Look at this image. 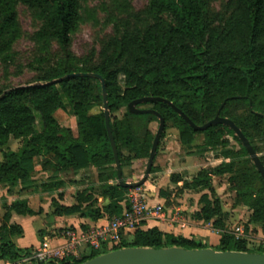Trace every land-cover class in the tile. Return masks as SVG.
Wrapping results in <instances>:
<instances>
[{"label": "trees", "instance_id": "16d2710c", "mask_svg": "<svg viewBox=\"0 0 264 264\" xmlns=\"http://www.w3.org/2000/svg\"><path fill=\"white\" fill-rule=\"evenodd\" d=\"M85 1L0 0V63L6 66L15 63V44L21 36L20 7H25L38 22L39 29L32 40L41 53L37 66H29L38 72L34 82L0 90L3 155L0 187L9 190L34 187L32 174L35 161L40 158L45 159L43 168L53 166L57 173L95 167L102 183L99 195L108 199L109 204L100 209L93 197L83 191L76 206L60 208L56 213H79L93 220L103 216L111 219L123 213L122 203L130 189L110 184L118 180V173L105 113L88 114L93 107H105L102 84L98 79L78 76L83 74L98 75L105 80L110 128L122 168L132 159L150 157L153 142L149 132L141 135L139 131L150 118L157 116L129 112L133 122L130 133L115 124L111 116L121 105L129 106L147 97L172 103L198 126L212 121L218 114L229 118L259 153L254 141L264 138V0H148L140 11H134L126 0H114L119 13L109 20L113 32L103 41L97 59L78 57L72 51L73 37L84 23ZM224 1V8L216 12L214 4ZM52 45L55 51L51 52ZM146 104L153 106L148 110L164 118L166 127L173 124L183 145H191L195 135L204 136V148L226 145L229 137L239 142L241 152H229L226 156L234 159L232 162L212 171H201L185 188L208 189L213 177L229 175L230 189L235 192L234 207L248 208L251 212L248 224L260 226L264 231V180L255 167L249 168L247 159L241 158L248 152L235 132L225 125L196 132L169 104ZM69 107L76 119L75 130L64 127L57 118L59 111L67 112ZM241 110H245L246 117L238 116ZM12 139L22 141L18 151L8 148ZM125 149L129 156L125 155ZM180 181L178 177L174 183ZM61 186L60 181L43 185L50 190ZM201 202L202 207L193 218L212 222L213 228L222 232L216 250L250 252L245 242L226 233L228 214L220 200L203 196ZM86 203L89 205L85 208ZM6 209V222L12 212L34 214L27 201H16ZM20 236L22 229L18 226L0 227V261L81 264L100 255L92 252L80 262L39 260L34 251L15 245L13 238ZM127 247L204 248L192 239L166 234L157 228L138 229L131 240L125 239L114 250Z\"/></svg>", "mask_w": 264, "mask_h": 264}, {"label": "rangeland", "instance_id": "374dc122", "mask_svg": "<svg viewBox=\"0 0 264 264\" xmlns=\"http://www.w3.org/2000/svg\"><path fill=\"white\" fill-rule=\"evenodd\" d=\"M134 11L142 10L148 0H126ZM115 3V4H114ZM114 0H86L83 4L82 16L84 23L81 24L78 32L73 37L72 51L78 57L93 56L97 59L104 45L103 41L111 36L113 32L112 23L109 20L117 15ZM225 6L224 2L214 4L213 9L217 12L221 11ZM19 25L21 28V36L15 44V63L4 65L0 63V90L10 87H23L36 79L38 72L32 70L29 66L36 65V61L40 53V47L32 40L39 25L32 14L25 8H19ZM51 50L55 51L54 45ZM51 59V58H49ZM150 104H143L140 109H152ZM104 112V108L93 107L88 114L99 115ZM129 107L121 105L118 112L112 114V121L120 125L126 133H130V124L132 119L128 117ZM245 110L238 112V116L246 117ZM57 118L64 127L76 129V119L71 115L70 107L68 111H59ZM159 119L150 118L148 122L140 127L139 133L144 135L147 131L149 137L154 142L155 136L159 130ZM228 144L219 145L212 148H204V136L195 135L191 145H183L180 140L179 131L174 128L172 123H168L165 132L162 135L158 147L157 156L148 180L140 187L130 189L129 193H139L147 198L164 200L166 211L174 207L178 208L181 217H190L193 215V208L202 207L203 196H208L210 200H220L222 208L228 214L227 227L232 228L236 224H245L246 230L249 231L250 210L246 207H234L235 192L230 189L229 175L213 177L211 186L208 189L189 190L185 188L186 183H191L193 179L201 171H212L224 163L232 162L231 158H227L229 152H241V145L233 137H229ZM254 144L259 149V157L264 162V138H257ZM22 146V141L11 140L8 148L12 151H18ZM124 153L129 156L125 149ZM243 159L249 161V168L253 170L255 167L249 155L243 156ZM3 155L0 150V161ZM149 158L143 160L132 159L123 167L124 181L130 184L139 183L145 176L147 171ZM44 162V161H43ZM42 165V161H38V166ZM256 168V167H255ZM50 170V169H49ZM47 173H51V171ZM257 170V169H256ZM181 179L179 183L175 180ZM46 175H42L38 182L47 181ZM112 184H118V180L112 181ZM99 192L100 190L97 189ZM211 223L205 225L211 226ZM253 234L259 235L263 233L260 226L254 225ZM262 231V232H261ZM246 248L251 253L264 254V249L256 243L245 242ZM217 249V248H216ZM105 251H99L103 254Z\"/></svg>", "mask_w": 264, "mask_h": 264}, {"label": "crops", "instance_id": "0c3cea01", "mask_svg": "<svg viewBox=\"0 0 264 264\" xmlns=\"http://www.w3.org/2000/svg\"><path fill=\"white\" fill-rule=\"evenodd\" d=\"M44 160V158H40L35 161L36 167L32 174V180L35 182L34 187L25 190L21 186L13 190L0 187V227L7 224L8 226L15 225L22 229V236L13 238L15 245L22 250L36 251L44 242H48L52 247L58 246L63 242L61 236L67 230H86L93 226L105 225L110 220L107 216L93 220L88 217H83L79 213L73 215H58L56 213L58 209L76 206L78 195L83 191H87L88 195L93 197V202L100 209L109 204V200L101 197L97 191L102 184L98 179L97 168L89 167L80 171L69 170L57 173L53 166L45 168L42 165L38 166V161ZM48 170L51 171L50 174L47 173ZM42 175H46V179L48 180L39 183L38 180ZM54 181L63 182V186L52 190L43 187V185H49ZM111 182L110 184H112ZM16 201H27L29 208L34 214L20 215L12 212L10 220L6 222V206H11ZM147 201L150 206L164 205L165 203L164 200L156 199L155 197L147 198ZM87 205L89 204L86 203L83 206L86 208ZM199 210L200 208L196 206L192 210L194 211L193 214ZM176 211H179V209L174 207L165 212L167 215L172 212L173 219L175 220L174 215ZM180 218L178 221L184 220L186 223L185 228H182L178 221L166 220V222H161L151 219L146 222L143 229L157 228L163 233L192 239L204 246V248L216 250L220 243L221 235L216 233L212 224L208 226L204 222L196 221L193 215L192 218ZM260 230L262 229L260 228ZM260 235L263 236L261 233ZM127 239L131 240L132 235H129ZM0 264L11 263L0 261ZM18 264L29 263L22 262Z\"/></svg>", "mask_w": 264, "mask_h": 264}, {"label": "water", "instance_id": "95a60500", "mask_svg": "<svg viewBox=\"0 0 264 264\" xmlns=\"http://www.w3.org/2000/svg\"><path fill=\"white\" fill-rule=\"evenodd\" d=\"M78 76L92 77L101 81L105 104L104 113L106 117V127L116 160L118 184L121 187L134 189L142 186L148 180V177L150 176L152 168L154 166L158 147L162 135L165 132L166 124L164 118L157 112L138 108L139 105L150 102H164L169 104L196 132L206 131L207 129L215 125H225L230 127L247 150L250 159L253 161L257 171L260 173L261 177L264 180V164L261 158L253 148L248 138L244 135L242 130L238 126H236V124L232 120L226 117H221L220 114H218L212 121L206 123L203 126H198L172 103L161 98L147 97L130 103L128 106L129 111L132 114H154L159 119V130L153 142L147 171L144 178L137 184H130L125 182L117 145L110 128V114L108 108L105 80L101 76L93 74H83ZM81 264H264V254L238 251H217L212 248L185 249L181 247H170L164 249H155L127 247L107 252L90 260H87Z\"/></svg>", "mask_w": 264, "mask_h": 264}, {"label": "built area", "instance_id": "2783aa9c", "mask_svg": "<svg viewBox=\"0 0 264 264\" xmlns=\"http://www.w3.org/2000/svg\"><path fill=\"white\" fill-rule=\"evenodd\" d=\"M122 205L123 213L111 218L105 225L93 226L86 230H67L61 236L63 242L60 245L52 247L48 242H44L34 251L35 257L39 260L71 259L80 262L92 252L103 250L107 253L121 247L124 240L138 229H143L148 220L175 222L181 217L180 211H176L174 220L172 212L167 215L164 205L150 206L146 197L139 193L128 195ZM178 222L182 228L186 227L184 220ZM216 233L222 234L217 230ZM226 233L231 234L237 241L256 243L264 249V231L261 233L263 236L254 235L251 225L247 231L245 224H236L232 228L227 227Z\"/></svg>", "mask_w": 264, "mask_h": 264}]
</instances>
